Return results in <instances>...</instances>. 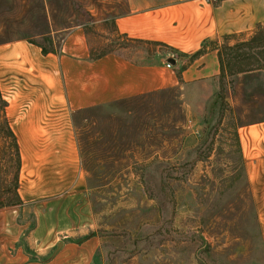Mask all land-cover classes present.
<instances>
[{
  "label": "rangeland",
  "instance_id": "1",
  "mask_svg": "<svg viewBox=\"0 0 264 264\" xmlns=\"http://www.w3.org/2000/svg\"><path fill=\"white\" fill-rule=\"evenodd\" d=\"M123 10L124 0H0V42L24 38L52 48L66 29L82 26L94 55L156 50L116 32ZM259 37L223 47L229 68L208 102L191 106L172 89L75 116L103 239L97 263L264 264V162H246L238 134L264 119ZM1 116L0 104V124ZM251 130L243 145L263 137ZM6 141L0 133V147Z\"/></svg>",
  "mask_w": 264,
  "mask_h": 264
},
{
  "label": "crops",
  "instance_id": "2",
  "mask_svg": "<svg viewBox=\"0 0 264 264\" xmlns=\"http://www.w3.org/2000/svg\"><path fill=\"white\" fill-rule=\"evenodd\" d=\"M113 21L118 34L157 49L94 55L82 26L66 29L52 48L24 38L0 42L1 115L19 147L22 200L0 208V264L101 263L75 116L172 89L191 106L208 102L225 73L223 47L264 27V0H124ZM253 128L263 137L243 145ZM238 134L246 162H264V119Z\"/></svg>",
  "mask_w": 264,
  "mask_h": 264
},
{
  "label": "trees",
  "instance_id": "3",
  "mask_svg": "<svg viewBox=\"0 0 264 264\" xmlns=\"http://www.w3.org/2000/svg\"><path fill=\"white\" fill-rule=\"evenodd\" d=\"M264 33V27H262L249 41L237 44L234 47L241 48L242 46H251L255 41H259ZM233 47V48H234ZM232 48H229L231 50ZM44 52L46 51L43 49ZM235 56L240 54L235 52ZM229 61L226 63L222 60V71L225 68H229ZM1 111L5 106V102L1 98L0 94ZM0 133L7 140L6 144L0 147V208L15 206L22 203L20 195L18 193L19 187V171L21 167V158L16 136L7 119L4 115L1 116ZM11 169V170H10Z\"/></svg>",
  "mask_w": 264,
  "mask_h": 264
},
{
  "label": "water",
  "instance_id": "4",
  "mask_svg": "<svg viewBox=\"0 0 264 264\" xmlns=\"http://www.w3.org/2000/svg\"><path fill=\"white\" fill-rule=\"evenodd\" d=\"M170 61H172L173 63H175V60H174V59H170V60H168V62H170Z\"/></svg>",
  "mask_w": 264,
  "mask_h": 264
},
{
  "label": "built area",
  "instance_id": "5",
  "mask_svg": "<svg viewBox=\"0 0 264 264\" xmlns=\"http://www.w3.org/2000/svg\"><path fill=\"white\" fill-rule=\"evenodd\" d=\"M167 66H168V67H171L172 65H171V63L168 62V63H167Z\"/></svg>",
  "mask_w": 264,
  "mask_h": 264
}]
</instances>
